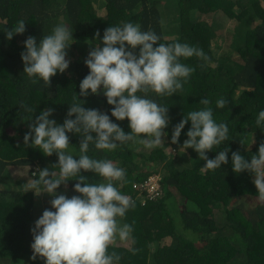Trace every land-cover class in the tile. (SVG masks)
Listing matches in <instances>:
<instances>
[{
	"label": "trees",
	"instance_id": "1",
	"mask_svg": "<svg viewBox=\"0 0 264 264\" xmlns=\"http://www.w3.org/2000/svg\"><path fill=\"white\" fill-rule=\"evenodd\" d=\"M160 1L0 0V183L6 167L13 163L27 165L32 179L38 178L37 170L43 168L55 174L50 178H57L56 154L45 156L23 142L31 122L28 119L47 108L54 109L49 119L62 124L68 107L81 100L82 107L108 114L125 133L130 132L127 118L117 121L111 116L113 106L107 104L102 91L81 97L79 84L89 72L84 60L91 48L100 44L104 30L126 22L139 24L142 31L153 30L159 35L160 43H187L202 49L208 60L182 58V63L195 68L183 90L171 97L150 95L168 107L170 122L164 129V145L149 150L128 142L114 151L90 145L87 155L91 158L108 159L125 169L126 183L114 185L135 201V208L118 218L121 224L133 226L134 243L119 241L109 247V253L120 255L117 264H264V204L257 201L253 174L233 172L231 162L234 151L250 160L264 142V127L255 123L264 110V0ZM19 20L25 21V32L8 40L5 31ZM227 21L231 22L228 33L236 37L220 39V29ZM60 24L72 31L73 42L66 56L69 67L53 76L49 87L43 81L32 84L23 72V41L33 36L39 43ZM74 96L79 100L74 101ZM204 98L210 101L214 120L229 128V140L207 153L211 159L228 148V163L206 173L198 154L182 146L190 121L178 142L171 143L173 127L188 112L204 108L199 103ZM220 98L227 101L223 108L216 106ZM21 103L34 112H26ZM68 135L66 151L78 159L81 137ZM153 173H159L162 193L141 201L133 183H141ZM82 174L88 183L103 182L94 173ZM76 182L62 184L56 194L79 195L73 189ZM25 189L0 188V264H43L40 258L30 259V228L43 210L54 211L50 205L53 196L43 193L48 200H40ZM130 248L138 251L133 253Z\"/></svg>",
	"mask_w": 264,
	"mask_h": 264
},
{
	"label": "clouds",
	"instance_id": "2",
	"mask_svg": "<svg viewBox=\"0 0 264 264\" xmlns=\"http://www.w3.org/2000/svg\"><path fill=\"white\" fill-rule=\"evenodd\" d=\"M25 30V21L19 20L13 28L5 31L6 38L11 40L14 34H22ZM99 35L97 32L96 36ZM70 41L73 42L72 31L64 24L55 26L39 43L33 36L23 41L25 51L20 54L23 72L32 84L43 81L44 86L49 87L51 78L69 67L66 56ZM159 41V35L153 30L142 31L139 24L126 22L121 26H109L104 30L100 44L93 46L84 60L89 72L79 84V96L87 97L102 91L107 104L113 106L111 116L117 121L127 118L130 132L125 133L108 114L82 107L83 101L77 96L73 99L80 102L68 107L62 124L49 119L54 111L52 108L28 119L31 122L23 137L25 146L37 148L45 156L55 153L59 167V174L54 179L50 177L55 174L48 168L38 169V178L32 179L25 189V192L32 191L37 196L41 193L53 196L50 205L54 209L43 210L30 228L33 238L30 259L40 258L43 264H117L121 257L115 251L109 253V247L117 240H132L134 243L133 226L121 224L118 220L125 217L129 209L135 208V201L114 185V182L126 183L125 169L108 159H93L87 153L90 145L107 151H114L128 142L139 143L149 150L164 145V129L170 122L168 107L149 97L151 94L171 97L182 91L195 68L182 63L181 59L195 56L207 61L208 56L202 49L187 43ZM199 103L205 107L188 112L173 127L171 143L178 142L182 129L190 121L187 139L182 146L184 150L191 148L198 154L204 161L201 170L206 173L228 163V148L217 152L211 159L207 153L229 140V128L226 123L214 120L213 110L208 107L209 99H201ZM226 103L220 98L216 106L223 108ZM21 107L28 113L34 112L32 107L23 103ZM73 115L74 119L69 118ZM255 123L258 128L264 127V110L259 112ZM68 133L81 137L78 159L66 151L70 144ZM231 162L233 172L253 174L257 201L264 204V142L250 160L234 151ZM82 173H94L103 182L88 183L87 176ZM69 180L77 181L73 189L79 195L70 198L57 195V188ZM129 250L138 251L135 248Z\"/></svg>",
	"mask_w": 264,
	"mask_h": 264
},
{
	"label": "rangeland",
	"instance_id": "3",
	"mask_svg": "<svg viewBox=\"0 0 264 264\" xmlns=\"http://www.w3.org/2000/svg\"><path fill=\"white\" fill-rule=\"evenodd\" d=\"M160 4H164V0L160 1ZM166 16H169L168 14ZM161 18L163 17L162 15L160 16ZM228 24H231L230 21L225 22L224 26L220 29L221 31V36L219 37L220 39L224 38L227 39V37H236L232 33H228ZM238 36V34H237ZM219 51V50H218ZM184 155V154H183ZM185 156V155H184ZM189 159H186L183 162L188 161ZM6 176L1 177V183L0 185L3 187L0 188H5V189H21V188H26L27 184L31 181V177L29 175V167L27 165H19V164H9L6 167ZM159 174V173H158ZM40 200L45 199L48 200V197L41 193L39 195ZM119 242V240L116 241V243Z\"/></svg>",
	"mask_w": 264,
	"mask_h": 264
},
{
	"label": "built area",
	"instance_id": "4",
	"mask_svg": "<svg viewBox=\"0 0 264 264\" xmlns=\"http://www.w3.org/2000/svg\"><path fill=\"white\" fill-rule=\"evenodd\" d=\"M133 188L137 190V196L141 198V201L146 199L153 200L161 195V185L159 181V174L153 173L149 175L141 183H133Z\"/></svg>",
	"mask_w": 264,
	"mask_h": 264
}]
</instances>
